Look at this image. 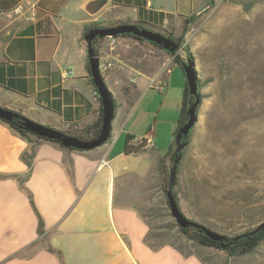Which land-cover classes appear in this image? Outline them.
Masks as SVG:
<instances>
[{
  "label": "crops",
  "instance_id": "1",
  "mask_svg": "<svg viewBox=\"0 0 264 264\" xmlns=\"http://www.w3.org/2000/svg\"><path fill=\"white\" fill-rule=\"evenodd\" d=\"M89 1L0 0V107L59 131L89 126L97 120L102 103L87 67L85 26L141 22L177 37L187 19L215 4V0H109L97 15H90L85 10ZM18 5L24 10L17 14L13 10ZM102 12L111 13V20ZM127 39L112 45L108 38L105 47L101 41L100 60L113 63L102 74L117 102L112 134L104 145L70 150L24 137L0 120V264H252L247 255L224 256L198 243L188 245L192 241L182 232L183 245L151 239L148 211L172 154L164 173L159 162L175 149L169 135L161 136L162 123L149 119L160 117L170 98L172 56L155 68L134 65L116 50ZM146 49L154 50L148 45ZM64 70L73 74L65 78ZM126 71L130 80L124 78ZM153 78L166 84L160 91L166 93L162 105L155 110L145 103L154 89ZM119 96L131 106L127 126L117 120L123 110ZM134 118L135 123L148 124L135 130ZM128 136L151 137L155 146L128 154Z\"/></svg>",
  "mask_w": 264,
  "mask_h": 264
},
{
  "label": "rangeland",
  "instance_id": "2",
  "mask_svg": "<svg viewBox=\"0 0 264 264\" xmlns=\"http://www.w3.org/2000/svg\"><path fill=\"white\" fill-rule=\"evenodd\" d=\"M248 1L255 2L250 10L244 8ZM100 15L105 20L112 18L111 13ZM145 45L154 50H147ZM183 45L189 47L191 55L183 51L179 57L183 62L188 61V56L195 61L201 102L174 191L181 210L190 220L235 236L264 220V0L215 2L190 25ZM117 49L128 62L151 68L168 56L133 38L120 42ZM170 71L167 89L170 98L160 117L155 114L149 122L162 123L161 136L169 135L176 149L173 128H177L187 79L183 68L174 61ZM130 76L126 71L124 78L130 80ZM165 94L152 89L145 103H151L150 108L155 110L162 105ZM118 99L123 110L117 120L127 126L131 106L123 96ZM135 120L131 123L135 130L147 122L135 123ZM172 163L170 160L163 183L154 192V205L148 211L151 239L183 245L186 238L167 203ZM158 234L162 235L160 240L154 239ZM187 239L192 241L188 245L197 243ZM247 256L252 258V264L263 263L264 243ZM256 258L260 262H255Z\"/></svg>",
  "mask_w": 264,
  "mask_h": 264
},
{
  "label": "water",
  "instance_id": "3",
  "mask_svg": "<svg viewBox=\"0 0 264 264\" xmlns=\"http://www.w3.org/2000/svg\"><path fill=\"white\" fill-rule=\"evenodd\" d=\"M109 0H91L85 5V10L90 15H97L107 4ZM124 34H132L138 38L144 39L151 43H155L161 46L169 54L178 55L185 50L182 44V38L177 42L170 37H167L163 33L153 31L148 28L140 27L136 24H122L115 27L108 28H93L84 37L88 44V62L90 65V73L92 76L93 83L99 93L100 100L103 108V122L100 135L90 141H84L78 137L66 134L62 131L47 127L40 123H37L25 116H21L11 110L0 107V118L6 121H12L14 119H20L23 122V126L28 131L38 135L39 137H44L52 140H59L63 146L72 147L79 150H92L104 145L111 137L112 134V124L116 114L115 98L110 91L100 68V46L101 41L105 38L117 37ZM98 39L96 45L94 41ZM184 72L187 79V85L189 94L194 97V102L189 105L187 111V120L183 126L178 131L175 142L176 149L174 152L176 154L182 152V150L188 144V141L182 143L183 137H189L192 133L194 126L198 121V108L201 102V93L199 91V80L198 73L196 70V64L191 56H188V61L183 64ZM173 155L171 156V160ZM182 156H177L174 161V165L171 169V174L169 178L167 198L169 202V207L171 209V214L175 219L176 223L184 228L188 229L194 227L200 230L204 235L209 237L214 241L222 242L223 247L230 245V243L225 244L224 242L229 241L231 238L236 241L240 238L253 236L258 231L264 228V220L261 221L253 229L238 234L237 236H227L221 234L199 222L190 220L180 209L178 204L174 187L177 181V171L178 166Z\"/></svg>",
  "mask_w": 264,
  "mask_h": 264
},
{
  "label": "trees",
  "instance_id": "4",
  "mask_svg": "<svg viewBox=\"0 0 264 264\" xmlns=\"http://www.w3.org/2000/svg\"><path fill=\"white\" fill-rule=\"evenodd\" d=\"M254 5H255L254 1H248V2L244 3V8L246 10H250ZM196 18L187 19L185 21L183 34L181 36L175 37L173 32H170L169 30L165 29L166 32H167L166 34L172 39H175V38L176 39H180V38H182V44H183L184 43V37L188 33L190 25L194 22V20ZM122 24H128V22H119V23H116V24H108V25H105V26H100V25H97V24H91V25L85 26L84 36L90 30H92L93 28H108V27H115V26L122 25ZM136 24L138 26H140V27L147 28V26L144 25L141 22H138ZM115 38L116 39H119V38H133V39H135L137 41H140V42H143V43L144 42L149 43L152 46H154L155 48H158V49L166 52L168 55L175 56L174 57V62L178 63L184 70V67H183L184 62L181 60V58L178 55L169 54L161 46H159V45H157L155 43H151V42L146 41L144 39L138 38V37H136V36H134L132 34H124V35L117 36ZM184 47H185L186 52H188L189 55H191L189 47L187 45H184ZM87 67H88V71L90 72L89 62L87 63ZM92 83H93V80H92ZM193 102H194V97L189 94L188 85L186 83L182 109H181L180 117H179V120H178L177 128L174 131V136L175 137H176L178 131L180 130V128L183 126V124L187 120L188 107ZM115 106H116V109H117V102L116 101H115ZM198 110H199V108H198ZM0 120L8 123L13 129H15L18 133H20L24 137L34 136L37 139L54 142V143L60 145L63 148H66V149L79 150V149H75V148H72V147H65V146L62 145V143L59 140H52V139H47V138H44V137H39L38 135H36V134L28 131L27 129H25L24 126H23V122L20 119L16 118V119H14L12 121H6V120L0 118ZM102 122H103V108L101 106L100 107L99 116H98L97 120L93 124H91L89 126H82V127L81 126H77V127H74V128H72L70 130L62 131V132L66 133V134H69V135H72V136H75V137H78L79 139L84 140V141H90V140H93V139L97 138L100 135V132H101V129H102ZM189 138H190V136L187 137V138L183 137L182 143H185L187 141L189 143ZM135 141H136V138L131 137V136L127 137L126 152L128 154L138 153L146 145L145 144V140H142L141 143L138 144V145H131V142H135ZM182 153L183 152H180V153L176 154V152L172 153V151H169L168 154L164 158H162L160 160V162H159L160 171L164 173L165 167H166V165H165L166 164V160H167V157L169 155H171V154L173 155V158H172V161H173L172 167H173L175 158L177 156H182ZM172 167H171V169H172ZM180 167L181 166L179 164L177 174H179V172H180ZM176 198H177V201H178V204H179V198L177 197V195H176ZM167 203L169 205L168 201H167ZM179 206H180V204H179ZM180 209H181V206H180ZM176 225L179 227L180 232H182L187 238L193 239L199 245H201L203 247H206V248H210V249H215V250H220V251L226 252L230 256H243V255L251 254V253L255 252L264 243V228L261 229L260 231H258L253 236L240 238V239H238L236 241H234L231 238L229 241L224 242L225 244L230 243V245H227L226 247H223L222 242L214 241V240L210 239L209 237L204 235L200 230H198V229H196L194 227H190L188 229H184V228L180 227L178 224H176ZM42 227H43V220L40 217V228H42ZM191 231H194V232H191Z\"/></svg>",
  "mask_w": 264,
  "mask_h": 264
},
{
  "label": "built area",
  "instance_id": "5",
  "mask_svg": "<svg viewBox=\"0 0 264 264\" xmlns=\"http://www.w3.org/2000/svg\"><path fill=\"white\" fill-rule=\"evenodd\" d=\"M219 0H215V2H218ZM24 10L23 6L22 5H18L17 7H15V9L13 10L14 13H21L22 11ZM109 39L112 40L111 44L114 45L117 41V39L115 37H110ZM174 57L173 56V59L171 60L170 63H172L174 61ZM113 67V63L109 60H100V68H101V71H105V70H108L110 68ZM73 72L71 70H64L63 72V75L65 78H68L70 77V75H72ZM165 86L166 84L162 81V80H159L158 78H153L151 80V83H150V88H154V89H157L159 91H163L165 89ZM142 140H145V144L150 146V147H154L155 144L152 140L151 137H147V138H144V139H136V143L137 145L141 143Z\"/></svg>",
  "mask_w": 264,
  "mask_h": 264
},
{
  "label": "flooded vegetation",
  "instance_id": "6",
  "mask_svg": "<svg viewBox=\"0 0 264 264\" xmlns=\"http://www.w3.org/2000/svg\"><path fill=\"white\" fill-rule=\"evenodd\" d=\"M163 34L166 35L167 37H169L166 33H163ZM104 40H105V39H103V42H104ZM173 40H175V41L177 42L179 39H176V38H175V39H173ZM97 41H98V39H96V40L94 41V45H96ZM178 56H179V54H178ZM186 147H187V145H186ZM186 147H185V148H186ZM185 148L182 150V152H183V153H182V159H183V154H184ZM182 159H181V160H182ZM180 162H181V161H180Z\"/></svg>",
  "mask_w": 264,
  "mask_h": 264
}]
</instances>
